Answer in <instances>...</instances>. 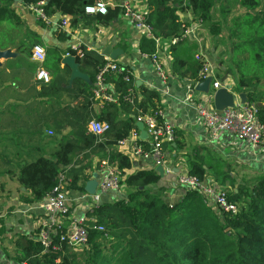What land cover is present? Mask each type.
I'll return each mask as SVG.
<instances>
[{
    "label": "trees",
    "instance_id": "1",
    "mask_svg": "<svg viewBox=\"0 0 264 264\" xmlns=\"http://www.w3.org/2000/svg\"><path fill=\"white\" fill-rule=\"evenodd\" d=\"M22 1L25 6L44 1L42 8L49 19L61 13L69 15L74 24L79 17L88 16L85 5L96 0ZM217 3L224 17H229L232 9L226 0H147V23L155 37L143 36L138 48L144 54L156 53V38L170 41L179 36L183 26L189 25L180 13L190 12L193 21H201L211 36L219 38L213 50L217 49L218 42L227 46L228 57L222 60L224 69L220 78L233 79L231 91L245 94L246 101L256 106L258 118L264 124V9H261V0H239L244 10L232 18V24L214 18ZM13 4L14 0H0V23L8 21L23 26ZM120 11V7H109L107 14L93 18L109 23ZM40 23L46 24L42 20ZM225 27L228 36L223 35ZM27 32L35 39L29 44L31 47L39 36L29 29ZM56 35L61 41L68 38L62 30ZM182 42L170 43V52L174 55L172 72L197 84L202 62L177 56L176 45ZM25 49L20 48L26 52L25 58H32V51ZM66 51L75 58L79 71L86 74L88 80L80 76L72 78L69 66L60 67ZM105 63L104 55L85 45H81L80 50H62L56 46L46 49L45 60L39 63L38 69H46L51 78L44 82L39 96L55 97L59 101L50 119L53 134L46 136L49 143H56V148L50 154L40 153L18 163L17 170L8 174L28 191L21 198L27 203H36L50 194L60 179L67 192L85 193L94 166L106 161L121 176L125 195H117L110 202L102 201L88 209L84 224L89 236L81 249L66 241L54 247L60 241V234L65 232L63 227L52 233L48 247L37 234L17 233L8 238L11 250L5 245L2 249L15 261L27 264H264V172L237 182L229 170L222 168V163L210 162L211 152L207 146L190 147L176 129L174 142L164 144V149L186 151L187 171L200 180L206 179L211 169L213 179L225 185L229 201L239 205L237 213L216 209L199 190L185 185L175 184L178 197L173 198L165 187L164 176L153 167L132 171L131 157L119 149L118 143L132 131L139 130L137 119L142 115H154L159 122L163 121L159 114L161 95L157 90L138 86L133 71L117 62L122 70L106 76L115 100L101 101L95 97L92 87ZM64 97L71 101L61 103ZM99 102L101 107L96 110L94 105ZM93 119L109 124L100 136L88 130ZM0 160H6L1 152ZM4 188L5 183L0 180V197ZM98 226H103L106 232L98 230Z\"/></svg>",
    "mask_w": 264,
    "mask_h": 264
},
{
    "label": "crops",
    "instance_id": "2",
    "mask_svg": "<svg viewBox=\"0 0 264 264\" xmlns=\"http://www.w3.org/2000/svg\"><path fill=\"white\" fill-rule=\"evenodd\" d=\"M104 1L108 3V8H121L119 14L109 23L98 21L93 18L94 15L88 14L87 17H79L78 21L73 24L69 15L56 13L50 18L49 23L43 25L34 10L15 1L13 8L23 21V26H17L8 21L0 23V152L6 157L5 161L0 160V180L5 183L2 197H0V219L2 220L0 222V229L2 230L0 234V264H20L9 257L2 247L5 245L11 250L8 246V238H13L17 233L39 235L40 229L46 220L43 213L35 208L34 203H27L21 198L28 191L20 186L8 172L16 171L18 163L31 160L33 156L40 153L50 154L56 148V143H49L46 136L49 135L48 131L53 128L50 119L59 101L55 97L43 98L39 96V91L46 84L37 78L38 67L41 64L32 58H25L26 52L20 51V48L32 51L34 43L31 47L29 44L35 39H32L29 35L28 29L39 36V40H36L35 43L43 45L46 49L56 46L62 50H67L78 44L85 45L89 49L98 51L104 57L108 56L120 65L129 67L136 77L138 86L143 85L160 92L165 120L171 122L176 131H181L182 137L186 138L189 146H207L211 152L210 162L214 160L216 163H222V168L225 171L229 170L233 177H236V175L233 173L234 167L231 163L236 161L240 154L247 157H250L248 154L252 155V153H246L233 136H229L222 142H214L208 139V131L201 123L199 114L193 105L204 102L211 109L216 110H221L227 106H220L213 98L215 89L211 83H199L196 86L194 101L190 103H185L187 78L170 72L168 85L162 83L151 56L142 53L138 48L144 35L129 23L125 13V6L140 5L143 0ZM226 3L232 9L229 17H224L221 5L217 3L214 18L232 24V18L239 15L244 9L239 0H226ZM261 9H264V0H261ZM180 16L185 23L191 24L193 21L190 12H181ZM63 21L66 22L64 27L60 26ZM59 30L64 31L68 36L65 41L58 39L56 33ZM226 30L228 29L225 27L223 35H225ZM200 36L202 37L200 43L189 38L177 44L175 54L180 58L191 61L196 59V54L200 49H204L205 54L217 71V76L220 78L222 75L221 70L224 69L222 64L223 55L226 52L224 44L218 42L217 49L213 50L216 39L219 38L211 36L203 27ZM170 45L168 39H160L158 53L167 61V65L172 70L171 63L174 55L171 56L172 59L170 60ZM106 52L116 53V55L112 56ZM69 57L73 56L66 51L60 67L69 66L72 78L80 76L88 80L86 74L79 72L75 58H73L72 63L67 62ZM227 79L229 82L232 80L230 77ZM230 86L231 84H229L228 92L232 95L233 100L238 96L241 97V95L231 91ZM67 101L71 100L64 97L60 102L65 103ZM100 107V102L94 105L96 110ZM138 128L142 143L149 146V134L143 127L138 126ZM66 132L67 130L64 131V133ZM185 153L184 150L168 152L167 157L172 163H186L184 160ZM97 161L98 159L95 158V163ZM237 161L239 162V159ZM132 163V171L150 168L153 164L152 160H146L138 156L132 158ZM184 168H186L184 165L176 166L175 174ZM207 175H209L208 179L215 178L211 169ZM236 180L240 181L241 178ZM100 181L101 176L95 177L94 182L96 184ZM171 185L172 189L168 193L176 198L178 197V190L175 184ZM69 196L71 200L75 199L73 201L75 203L73 207L75 215H86L87 206L86 201L81 198L82 193L70 192ZM116 196V193L109 192L103 196L102 200L110 202Z\"/></svg>",
    "mask_w": 264,
    "mask_h": 264
},
{
    "label": "built area",
    "instance_id": "3",
    "mask_svg": "<svg viewBox=\"0 0 264 264\" xmlns=\"http://www.w3.org/2000/svg\"><path fill=\"white\" fill-rule=\"evenodd\" d=\"M23 4V1L21 2ZM44 1H41L37 5L27 6L35 11L39 20L50 22V19L45 14L42 6ZM25 6V5H24ZM147 0H143L140 5L125 6V13L129 23L144 36L155 37L153 34L152 27L147 23ZM108 3L104 0H96L94 3L85 5V13L91 15L97 14H107ZM66 25L63 21L62 27ZM203 23L201 21H192L191 24L184 25L182 32L179 36L174 37L170 40V43L174 44L181 40L193 39L197 40L199 43L202 41L201 28ZM159 50L160 38H156ZM81 45H76L74 49L80 50ZM150 55L153 63L155 65V70L164 85H168V77L170 72V67L167 65V61L161 57L158 53ZM170 55V60L172 59ZM46 57V48L41 44H35L32 48V59L36 62L42 63ZM106 63L101 68L99 74L97 75L96 81L93 83L92 91L96 98L101 99V101H114L115 96L113 92H110V86L106 83V76L112 72H120L122 67L116 62L110 59L108 56L105 57ZM196 59L202 62V67L199 70V82L194 84L190 78L186 79L185 83V103H190L194 101V94L196 91V86L199 83H211L215 89L213 98H215L216 93L225 89L228 91L229 80H221L217 76V71L213 67L209 57L205 54L204 49H200L196 54ZM169 60V61H170ZM126 78L129 76L126 75ZM37 78L40 81L48 82L51 78L49 72L40 67L38 69ZM197 110L201 123L204 125L208 131V139L214 142H222V140L233 136L240 146H249L258 148L262 143H264V124L260 122L258 118V111L253 103H249L243 100L240 96L235 98L232 105H228L221 110H216L210 108L207 103L201 102L193 105ZM159 114L163 116L162 109ZM143 125V128L150 136L149 146H145L140 138L139 130H134L131 134L121 140L118 143V147L121 151L130 155L131 160L135 156L144 158L146 160H152L153 167L157 170L159 166L163 167L165 175L174 174L176 177L171 184H180L188 186L192 189L199 190L205 200L211 205H215L216 209H221L228 213H237L239 210V205L233 203L228 199V193L225 185H222L215 181L214 179H203L200 180L197 176L191 175L186 168L180 170L175 174L176 166L172 163L167 155L169 150L164 149V144H170L174 142L175 139V126L165 120L163 116V121L159 122L154 115H142L137 119V125ZM109 128V124L106 122L93 119L88 124V130L97 135H102ZM49 135L53 134L52 130L48 131ZM99 165V166H97ZM95 167L92 173V177L89 181H94L95 177L101 176V181L96 184L95 190L90 192L86 190L82 194V199L86 201L87 212L92 206L100 204L103 200V196L106 193L114 192L117 195H123L125 192V187L121 183L122 178L118 174L117 170L111 166L106 161H101ZM70 192L64 190V185L62 179L56 185L54 190L45 196L43 199L37 201L35 208L40 210L45 216L46 220L43 223L38 238L42 241L43 245L48 247L51 245V235L56 232L58 227L65 228V232L60 234V241L55 243V246L66 241L69 245L76 249L83 248L88 241V231L85 227V214L71 213L69 196ZM98 230L105 231L103 226H98ZM107 235V233H105ZM20 264H27L21 262Z\"/></svg>",
    "mask_w": 264,
    "mask_h": 264
},
{
    "label": "rangeland",
    "instance_id": "4",
    "mask_svg": "<svg viewBox=\"0 0 264 264\" xmlns=\"http://www.w3.org/2000/svg\"><path fill=\"white\" fill-rule=\"evenodd\" d=\"M234 10V9H233ZM225 36H228V30L225 31ZM226 39V38H225ZM225 49H227V46L224 44L223 45ZM224 59H227L228 57V53L225 52ZM227 79V78H226ZM230 84H233V79L230 81ZM243 147L242 149H244L246 151V153H252L248 154L250 157L247 156H241L242 154H240V157H237L239 159V162L237 161H233L231 163V165H233L234 167V174L236 175V177L234 176L235 180L238 179H250L253 176H257L260 175L261 172H264V143H262L260 145V147L258 148H254V147H249V146H241ZM245 158V159H243ZM245 160V162H244ZM175 166H186L185 163H174ZM174 174H169V175H165L164 179V183H165V187L167 189H172V182H175L174 180L176 179V177L173 176ZM237 181V180H236ZM238 182V181H237ZM123 195H125V192L123 193ZM70 206H71V213L73 210V207L75 206V203L73 201L70 202Z\"/></svg>",
    "mask_w": 264,
    "mask_h": 264
},
{
    "label": "water",
    "instance_id": "5",
    "mask_svg": "<svg viewBox=\"0 0 264 264\" xmlns=\"http://www.w3.org/2000/svg\"><path fill=\"white\" fill-rule=\"evenodd\" d=\"M15 2H22V0H14ZM106 53H110V55H112V56H115L116 55V53H111V52H106ZM74 57H69L68 58V60H67V62L68 63H72V60H74L73 59ZM80 72V71H79ZM241 95V98L243 99V100H246V96H245V94H240ZM215 99H216V102L217 103H219L220 104V106H223V105H232L233 103H234V100H233V97H232V95L228 92V91H226L225 89H221V90H219L217 93H216V96H215ZM139 126H141V127H143V125L142 124H139ZM157 171L161 174V175H163L164 174V171H163V167H161V166H159L158 168H157ZM95 187H96V184H95V182L94 181H89L88 183H87V186H86V190H88V191H90V192H93L94 190H95ZM211 204V203H210Z\"/></svg>",
    "mask_w": 264,
    "mask_h": 264
}]
</instances>
